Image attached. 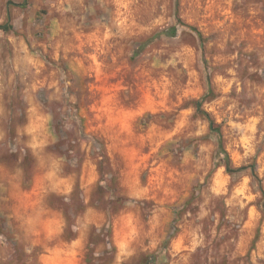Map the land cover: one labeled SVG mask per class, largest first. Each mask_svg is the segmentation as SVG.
Wrapping results in <instances>:
<instances>
[{
    "label": "rangeland",
    "instance_id": "1",
    "mask_svg": "<svg viewBox=\"0 0 264 264\" xmlns=\"http://www.w3.org/2000/svg\"><path fill=\"white\" fill-rule=\"evenodd\" d=\"M0 27V264H264V0H0Z\"/></svg>",
    "mask_w": 264,
    "mask_h": 264
},
{
    "label": "trees",
    "instance_id": "2",
    "mask_svg": "<svg viewBox=\"0 0 264 264\" xmlns=\"http://www.w3.org/2000/svg\"><path fill=\"white\" fill-rule=\"evenodd\" d=\"M1 28H3V27H0V29ZM187 28H189L192 31L194 30L191 27H187ZM176 33H177L176 27H171V28H169V29H167L165 31L157 33L152 39H149L148 41L142 43L138 47V49L134 52V55L138 56L139 54H141L142 51L148 45L152 44L153 42H156L159 38H161V37H174V36H176ZM200 106H201V102H197L196 103V108L200 112V114H202L204 116V118L206 119V121L208 123V126H209V129L211 131L216 132L218 134V136H219V138H218L219 139V141H218V152H217L218 153V165L219 166H223L225 168L226 172L229 173V174H237V173H240V172L246 170L247 167H240V168H233L232 167L229 155H228V153L226 152V150L223 147V144H222V141H221V136L219 135L218 130L215 129L214 122L210 119V117L206 113L200 111ZM248 168H250L252 175H254V173H255L254 167L252 166V167H248ZM262 208L264 209V205H262ZM163 250H165V248ZM155 260H156V257L153 255V256L150 257V263H146V264H153L155 262Z\"/></svg>",
    "mask_w": 264,
    "mask_h": 264
}]
</instances>
